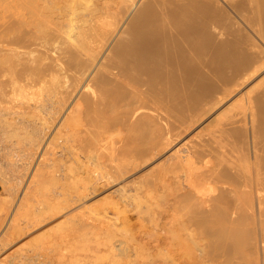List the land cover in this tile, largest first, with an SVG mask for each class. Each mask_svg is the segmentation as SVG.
<instances>
[{
	"label": "bare ground",
	"instance_id": "obj_1",
	"mask_svg": "<svg viewBox=\"0 0 264 264\" xmlns=\"http://www.w3.org/2000/svg\"><path fill=\"white\" fill-rule=\"evenodd\" d=\"M246 4L247 9L244 10L242 2L239 0H141V2L139 0H0V137L3 139L2 141L11 145L10 149L12 146L17 148L20 142H23V146L26 144V150L32 146L36 147L35 144L42 140L45 130L49 128L46 127L47 124L51 125L53 116L59 112V108L66 104L71 94L68 90L81 89V93L69 111L67 110L65 118L78 116V119L81 120V125L80 123L79 125L83 130L97 133L99 137L101 133L124 126L123 128L129 132L124 151L131 159H135L133 165L138 166L142 159L146 160L154 153V122H156L154 119L158 121L159 118L164 119L165 122L166 119H170L171 115L169 116V114L171 113L166 110L168 107L170 110L171 107L177 108L174 111L177 110L176 113H179L178 110H180L184 116L185 110L191 108L189 106H194L201 99H203L201 102H204L205 95L212 92L213 94L210 95L213 96H209L215 98L216 86L214 85L218 82L224 84L230 80L231 84L230 70L234 74L233 68L234 70L242 68L246 72L249 71L247 69L252 68L256 57L253 63L252 55L248 56L252 60L249 64V58L246 56L248 51L244 52L246 55H243L244 53L238 50L239 42L243 37L244 40L247 37L239 33L241 30L246 31L247 29L245 30V26H243L244 29H239L237 26L242 22L249 28L250 22L247 23L246 14L243 16L241 12L248 14L251 12L252 17L255 15L256 22L254 24L257 23L261 26L259 28L256 25V31L251 26V30L260 38V41L264 39L262 38L264 32L261 34V28H264V0H247ZM136 5L137 8L134 9ZM133 9L135 11H132ZM130 12L133 14L128 19ZM238 16L241 17L239 24L236 21ZM248 18L251 17L248 16ZM254 24L252 23V25ZM122 27L123 29L110 46ZM259 50L261 53L264 51ZM258 54L260 55V53H257V58ZM249 65L251 66L248 67ZM255 66L257 65L255 64ZM255 66H253L254 69ZM254 69L253 72H247L248 75H254ZM244 71L241 74L239 72L238 80L242 79L239 81H244L243 76L247 74L243 73ZM225 73L229 74L227 75L229 78L223 75ZM236 75L234 74L235 77ZM221 77H225V79L223 80ZM245 77L248 79V76ZM238 80L236 78L233 82ZM239 81L236 82V85H239ZM223 84L225 89L230 86L228 83ZM218 86L217 89L222 91V86L220 88ZM226 86L228 87L226 88ZM233 90L235 91V89ZM229 91L231 92V89ZM67 93H70L68 97ZM221 93L220 96L224 97ZM223 93L225 92L223 91ZM154 94L161 102H164L163 109L167 105L161 115H159L160 113L154 114L156 108ZM226 94L228 95L229 92L227 91ZM226 94L224 95L226 96ZM255 94L257 95V93ZM52 95L54 98L59 96L55 99L56 106L52 107L50 104L45 108L43 103L47 100L51 101ZM216 96L218 97V95ZM253 97L258 99L255 95ZM260 97L264 102V98H262L264 95H260ZM208 98L205 97V100ZM23 101H30L32 104L34 102L33 106L37 109V113H30L31 118L29 114V118L25 117L27 113L22 108ZM156 101L158 100L156 99ZM213 101L209 102H212L213 105L216 103ZM250 101L248 104L253 103L252 100ZM258 101L261 102L260 98L257 103ZM3 102L9 107H3L2 105H5ZM199 104L203 103H198L196 106ZM212 105H210L211 108ZM159 106L161 107V104ZM250 107L248 106L249 109ZM254 109L253 111L250 109L249 122H246L247 118H244V130L241 128L242 126H236L239 128L236 130L238 134L235 133L236 131L233 132L237 136L234 134L233 137L238 138L239 146L236 143V148L233 146L234 141L233 144L231 143V148L235 147L236 150H233L237 151L236 154L233 153L235 155L232 154L233 150L227 149L229 152L231 151L229 154L234 156L227 153L226 155L231 159L227 160L228 157H224L227 150L222 153L224 152L223 146L222 151L219 148L216 150L217 147H212V142V145L209 146L215 150L200 144L202 152L199 149L193 152L190 150L191 152L188 154L187 151L188 163L193 159L198 160V156H201L200 159L203 160H201L203 163H200L202 165L200 168L203 167L205 170L203 169V173L199 174L203 175L201 179L205 178L209 193L205 208L201 207L203 202L200 204L188 203V207L190 206L189 220L196 224V227L211 240L221 242L220 247L216 246L215 250L221 248V253L226 255L229 260L239 259L241 264H252L255 258L258 260L257 256H252L248 247L251 246V249L254 250L252 244L254 245L256 241L251 240V237L256 236V222L260 221V216L264 215V144H262L264 142L260 141L262 144L260 147L258 144L260 138H264V115H259L262 117L256 115L261 118L258 121L255 113L259 108L255 113ZM260 109L262 111L259 110V112L264 114V107ZM158 110L160 111V109ZM166 111L168 115L165 114ZM238 111L240 112V110ZM154 115L158 119L154 118ZM179 115L175 117L178 119ZM231 118L233 119V117ZM239 120L240 118L237 122ZM256 121L261 124L254 125ZM259 125H262V128ZM257 126L261 128H258L259 131H257ZM221 127L219 126V129ZM166 129L168 130V128ZM216 134L214 136L218 137ZM244 135L247 148L242 149ZM228 136L227 139L230 138ZM99 137H97L98 140ZM210 140L208 141L210 142ZM22 145V149L20 146L18 148L23 151ZM196 146H199L198 143ZM7 148L9 147L7 146ZM191 148L193 149L194 146ZM13 150L15 149L13 148ZM211 150L215 151L214 154L219 150L220 154L214 155ZM29 153L32 152L29 151ZM23 154L21 153V157ZM195 154L198 155L197 158ZM13 155L10 154L15 157ZM26 155L28 159L30 156ZM16 158L7 160L9 159L7 156L6 160L11 162ZM18 160L21 158L19 157L15 161ZM22 162L25 161L22 159ZM16 163H11L13 164L11 167H16ZM5 178L6 181L9 180V177ZM48 179L52 181L54 177ZM49 182L47 183L49 184ZM47 183L43 186L45 187ZM54 183L50 182L48 187ZM1 184L4 183L1 182ZM6 184L9 185L8 183L4 185ZM186 197L185 199L188 200ZM51 207L53 208V206ZM54 209L52 211L55 214ZM138 210L139 207H137ZM252 220L255 221L253 224H255L256 230H253V226H251ZM249 225L252 229L249 228ZM81 237L83 239L84 235L82 234ZM250 240L254 243H250ZM256 254L258 255V252ZM251 258H254L253 261Z\"/></svg>",
	"mask_w": 264,
	"mask_h": 264
},
{
	"label": "rangeland",
	"instance_id": "obj_2",
	"mask_svg": "<svg viewBox=\"0 0 264 264\" xmlns=\"http://www.w3.org/2000/svg\"><path fill=\"white\" fill-rule=\"evenodd\" d=\"M246 1L247 0H239V2H242L244 10L247 9ZM139 2H141V0H139ZM136 8L137 5L134 9ZM134 9L132 11H135ZM241 13L243 16L246 14L247 18L246 16L245 18L247 23L250 22L249 25H251L254 30L257 26L259 28L261 27L257 23L254 24L256 22L254 20L255 15L252 17V15H250L251 12L250 14ZM132 14L133 12H130L128 19ZM248 16L251 18H248ZM240 18V16L236 17L238 24L240 23ZM252 23L254 25H252ZM240 24L241 25L237 26L239 29L245 26V30H247H241L239 34L246 35L247 37L245 40L243 37L242 41L239 42V48H237L241 53H246L248 51V53H246L248 55L245 53L243 55H246L247 58L252 55L251 59H253V63L256 61L254 65L253 63L252 65L255 66L256 64L257 66L255 67L260 70L258 69L256 72L257 69L249 65L248 67L251 66L252 68L250 69L252 70L247 69L249 70L247 72H253L254 69L256 74L248 75V73L241 68L242 71H244L243 73H247L244 76L243 73L241 75V77H244L243 80L245 82L239 81L242 79L238 80L242 72L240 68L238 70H234L233 68L232 70L235 75L238 72L236 77L231 73V70L229 72L230 75L226 73V75L223 74L226 78L230 77L232 83L230 84V80L224 83L225 85L227 83L230 85L229 87L226 86L228 90L222 86L223 83H215L216 85L214 86H216V91H213L215 93V98L212 97L213 100L216 101V95H218V99L221 92V95L223 94L224 96H220V99L217 100L218 102L216 101V103H213V105L216 104L214 105L215 107L212 105V102H209L213 101L210 97L213 96L210 95L211 92L209 94L210 96L205 95V97H209L210 99L208 98L205 100V97H203L204 102H201L203 99L198 102L203 103L199 104L200 107L198 105L196 106L198 103L194 106H189L191 108L187 109L188 111L185 110L184 116L180 110H178L180 115L176 113L177 110L174 111V109L177 108L173 109V107H171L170 110V108H167V105H165L163 109L162 104H164V102H161L154 94V104L156 107H154V114L158 115L160 113L159 115H161V112L164 113L163 110L167 108L166 110L171 113L169 114V116H171L170 119H166V122L164 119L159 118L160 122L154 119V121H156L154 122V156L151 155L146 160H144L145 158L142 159L138 166L133 165L135 159H131L124 151L127 146L126 138L129 133L127 129L123 128L124 126H119L116 130L114 129L101 133L99 137L97 133L90 130H83L80 126L81 120L78 119V116L75 115L73 118L72 116L65 118L66 112L69 111L71 105L81 93V89H76L74 91L68 90L71 94L67 93V97L69 94L70 95L66 104L59 108V112L53 116L54 118L51 125L47 124L46 127L49 128L45 130V135H43L42 140L38 142L39 144H35L36 147L32 146L28 149L27 145L28 150H26L25 142V146L22 145L23 142H20V145L18 144L20 147L22 145L28 152L24 149L22 151V147L19 149L17 144V148L12 146L10 149L11 145H7L0 137V167H2L0 174L6 172L4 175H0V177L4 176L1 178L4 181H0V264H241V261H238L239 259L229 260L226 255L221 253V248L220 250H215L216 246L220 247L221 242L214 241L213 239L211 240L202 230L196 227V224H193L189 220L190 206L188 207V203L200 204L203 202L201 207L205 208L209 193L207 192L208 185L205 178L204 180L201 179L203 175L201 174V176L199 174L203 173L205 170L203 167L200 168L203 163V160L200 159L201 156L195 154L196 158L197 156L199 157L198 160L196 159L195 161V159H193L194 161L192 160L190 163L187 162V151L188 154H190L191 151H198V149L200 151L201 145L209 146L213 143L212 147H217L215 148L216 150L218 148L221 150L223 146L224 152L222 153H225L227 149L233 150L235 148H231L233 143V146L237 148L238 138H236V134H238V132L236 130L239 128L236 126H242L241 128L244 130V118H247L246 122H249L250 111H253L256 107L254 109L255 113L257 108L261 110L260 108L264 107V102H262L260 97V95H264V84H262L264 83V79H262L264 78V67H262L264 66V59H261L264 58L262 57L264 56V54H262L264 51L261 53L259 50H264V43H261L264 39L260 41V38L251 30V26L248 28L242 22ZM122 29L123 27L120 28L110 46L116 40ZM261 30L262 34L264 28H261ZM262 38H264V36H262ZM253 52L255 53L252 54ZM257 53H260V55L262 54V56L258 54L257 58ZM251 59L249 58V64L252 62ZM261 64L262 66L260 67ZM243 68L246 69L247 66ZM231 74L233 75V79ZM227 75H229V77H227ZM245 76H248V79ZM225 77L221 78L224 80ZM234 78L235 80L237 78L240 82L239 85L237 84L238 86L236 85L238 81L233 82L235 81ZM217 86L218 88L222 86V91H220L221 89H217ZM230 89L231 92L229 91ZM233 89H235V91ZM59 90L62 91L61 89ZM217 90L220 92L218 93ZM223 91L225 93H223ZM227 91L229 92L228 95L226 94ZM258 92L261 94L259 95ZM255 93H257V95ZM224 94H226V96ZM253 95L257 96L256 98L258 99L260 98L261 102L259 103L258 101L257 103L258 99H255ZM51 97V101L47 100L43 103L45 108L50 104L52 107L56 106L55 99L59 96L57 95L54 98L52 95ZM156 99L158 101H156ZM253 99L255 100L253 101ZM250 100L253 101V105L248 104L251 102ZM205 103L208 104L205 105ZM33 104L30 101H23L22 108L27 113L25 114L26 118L28 114L29 117H32L30 113H37V109H35ZM158 104H161V107ZM259 104L262 106L260 105V107ZM210 105H212V108ZM247 105L251 106V110ZM2 106L9 107L7 104ZM158 109H160V111ZM238 110H240V112ZM259 110L257 111L259 114L255 113V116L264 115L262 112H259ZM167 111L165 112L166 115H168ZM229 113H233L234 115L230 116ZM177 114L179 115L178 119L175 117L178 116ZM155 115L154 118L157 117H155ZM171 117L174 118L172 119ZM231 117H233V119ZM259 117L257 118L258 121L261 119ZM239 118L240 123L239 121L237 122ZM229 120H231L230 123ZM258 121H256L254 125H257V123L261 124ZM229 124L235 126L232 127ZM219 126H223L220 128L221 131L223 129L222 133ZM259 126L262 128V125ZM259 126H257V129H261ZM166 128H168V130ZM233 128L234 130H232ZM259 129L257 131H259ZM211 132L214 134L212 135ZM215 134L218 135V137H215ZM234 134L236 137H233ZM226 135H229L228 138L230 137V140L227 139ZM245 135L243 136L244 139L242 142L246 141ZM96 136L99 137V140ZM208 138L211 139L210 142ZM261 139L264 138L258 139L259 147L264 144L262 143L264 140ZM197 143L199 146H196ZM245 143L246 142L242 143L244 144L242 149L247 148L245 147L247 145ZM192 145L194 146L193 149L191 148L193 147ZM7 146L9 148H7ZM212 147L211 149H214ZM13 148L15 150H13ZM31 149L34 150L32 151ZM214 150H211L213 154L215 152ZM229 150L224 154V157H228L227 160L231 159V157L228 156L231 154ZM234 150L232 154H236L237 151ZM29 151L32 153L30 154ZM218 151L215 153L216 155L220 154ZM20 152L22 154H30V159L26 158V154L22 155V157L26 159L22 158ZM197 153L199 154V152ZM227 153L228 155H226ZM10 154H14L13 156L15 157L10 156ZM233 155L230 156L234 157ZM7 156L9 158L7 160L18 157L13 159L14 161L20 157L21 160L18 161L21 162L7 161ZM22 159L25 161L24 163ZM11 163H16V167H11V165H13ZM5 175L7 178L9 177L8 181H6ZM50 177H54L55 180H49L48 178ZM46 179H48L47 182H55L54 185L48 187L50 182L48 184ZM1 182L4 184L8 183L9 185L1 184ZM45 183H47V185L44 187L43 185ZM177 196H181L179 197L180 199ZM185 197L188 198V200L185 199ZM183 198L188 202L182 200ZM51 206H53V208ZM137 207H139L138 211ZM51 208L52 210L55 208V214ZM48 212L49 214H47ZM262 216H260V221L256 222V226L253 224L255 221H251L253 230L257 229V234H254L258 239L257 240L255 236L254 238L251 237V240L254 239V241L258 243L255 242L256 246L254 241L252 242L250 240V243H254V245L252 244L254 250L251 249V246L248 248H250V252L253 254L252 256H257L258 260L253 258L255 264H264V220H262L264 217ZM251 226L249 227L250 229H252ZM254 226L257 228L255 229ZM82 234L84 235L83 239L86 237L84 241L81 237ZM256 252H258V255ZM254 263L252 262V264Z\"/></svg>",
	"mask_w": 264,
	"mask_h": 264
}]
</instances>
